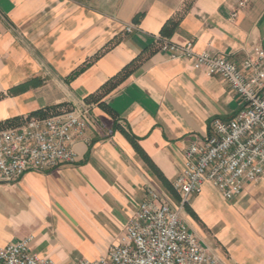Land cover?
Here are the masks:
<instances>
[{
	"label": "crops",
	"instance_id": "0c3cea01",
	"mask_svg": "<svg viewBox=\"0 0 264 264\" xmlns=\"http://www.w3.org/2000/svg\"><path fill=\"white\" fill-rule=\"evenodd\" d=\"M159 39L255 59L264 0H0V130L88 112L75 163L0 181V248L33 237L56 264L96 260L123 243L143 202L181 206L186 148L243 102ZM182 218L225 264H264V177L232 200L206 183Z\"/></svg>",
	"mask_w": 264,
	"mask_h": 264
},
{
	"label": "built area",
	"instance_id": "2783aa9c",
	"mask_svg": "<svg viewBox=\"0 0 264 264\" xmlns=\"http://www.w3.org/2000/svg\"><path fill=\"white\" fill-rule=\"evenodd\" d=\"M133 30L126 27L129 33ZM159 42L171 59L188 60L196 70L222 76L243 107L234 118L213 120L207 140L186 148L183 172L174 183L182 198L180 207L156 208L149 200L143 202L130 219L121 245L107 257L81 259L78 264H225L190 231L182 210L189 196L200 194L206 183L232 200L246 183L264 177V50L255 49V59L239 64L222 55L196 52L192 41ZM87 113L30 119L20 128L0 130V181L14 182L31 170L48 172L75 163L72 144L87 130ZM33 240L28 237L0 248V264H56L31 250Z\"/></svg>",
	"mask_w": 264,
	"mask_h": 264
}]
</instances>
